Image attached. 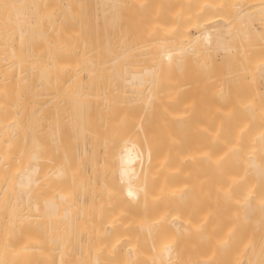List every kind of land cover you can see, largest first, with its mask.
<instances>
[{
	"label": "bare ground",
	"instance_id": "bare-ground-1",
	"mask_svg": "<svg viewBox=\"0 0 264 264\" xmlns=\"http://www.w3.org/2000/svg\"><path fill=\"white\" fill-rule=\"evenodd\" d=\"M255 74L264 0H0V264H264Z\"/></svg>",
	"mask_w": 264,
	"mask_h": 264
},
{
	"label": "rangeland",
	"instance_id": "rangeland-1",
	"mask_svg": "<svg viewBox=\"0 0 264 264\" xmlns=\"http://www.w3.org/2000/svg\"><path fill=\"white\" fill-rule=\"evenodd\" d=\"M232 44L234 45L235 47V53L237 54L238 51H239V45L237 43L236 40L234 41H231ZM226 65V67L224 66V69H226L228 67V64H224ZM224 70H217L216 73H212V77L217 78L218 74L223 72ZM250 74H246V77H249ZM254 79L253 80H250V82L248 83V85L245 86V90H246V96L245 97H248V95H251V94H255L257 96V100H258V103H260L261 105H264V81L260 79V77L255 74V76L253 77ZM231 109H234V108H231ZM240 112L244 115H246L247 113L250 112V110H244V109H240ZM253 113H255V108L253 110ZM255 118V117H254ZM256 119V128H262L264 129V119H262L261 116H258L255 118Z\"/></svg>",
	"mask_w": 264,
	"mask_h": 264
}]
</instances>
